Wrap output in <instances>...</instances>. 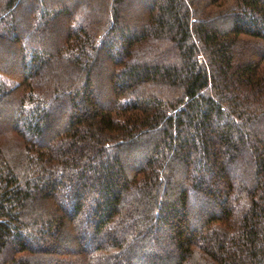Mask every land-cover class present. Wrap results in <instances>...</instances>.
I'll use <instances>...</instances> for the list:
<instances>
[{
	"label": "trees",
	"instance_id": "1",
	"mask_svg": "<svg viewBox=\"0 0 264 264\" xmlns=\"http://www.w3.org/2000/svg\"><path fill=\"white\" fill-rule=\"evenodd\" d=\"M0 264H264V0H0Z\"/></svg>",
	"mask_w": 264,
	"mask_h": 264
}]
</instances>
